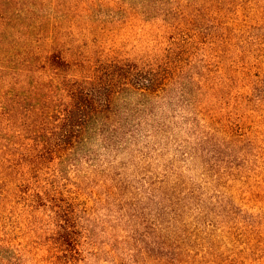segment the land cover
<instances>
[{"label":"rangeland","instance_id":"1","mask_svg":"<svg viewBox=\"0 0 264 264\" xmlns=\"http://www.w3.org/2000/svg\"><path fill=\"white\" fill-rule=\"evenodd\" d=\"M56 2L43 0L42 21L76 41L77 50L137 60L171 41L187 44L188 113L181 115L201 120L185 124L196 128L172 144L147 151L145 163L137 158L138 190L128 199L145 220L172 231V254L142 251L143 241L164 232L146 237L131 212L102 210L98 236L114 241L116 252L87 247L79 264H264V0ZM201 132L210 144H197ZM91 200L110 208L102 193ZM31 205L18 196L0 206L16 248L12 264L54 261L46 250L49 213L30 215Z\"/></svg>","mask_w":264,"mask_h":264},{"label":"trees","instance_id":"2","mask_svg":"<svg viewBox=\"0 0 264 264\" xmlns=\"http://www.w3.org/2000/svg\"><path fill=\"white\" fill-rule=\"evenodd\" d=\"M42 3L0 0V206L20 196L32 204L30 215L49 213L50 264L82 263L87 247L114 254V241L98 236V218L121 209L137 217L136 231L146 237L164 232L141 248L168 258L172 231L145 220L128 199L138 190L137 158L145 163L147 151L172 144L196 128L185 124L201 121L181 115L188 113L187 44L171 41L137 60L91 54L42 21ZM201 134L197 144H210ZM95 193L106 195L110 208H99ZM6 230L0 223V264H12L16 254Z\"/></svg>","mask_w":264,"mask_h":264}]
</instances>
